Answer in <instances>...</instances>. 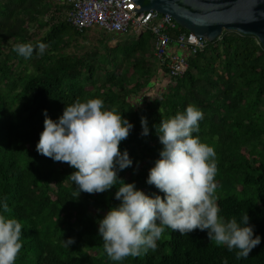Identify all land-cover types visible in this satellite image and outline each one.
I'll use <instances>...</instances> for the list:
<instances>
[{"label": "trees", "instance_id": "obj_1", "mask_svg": "<svg viewBox=\"0 0 264 264\" xmlns=\"http://www.w3.org/2000/svg\"><path fill=\"white\" fill-rule=\"evenodd\" d=\"M68 8L65 0H0V198L10 209L5 215L22 224L15 264H264L263 45L253 35L223 30L189 57L182 76L135 104L157 71L149 59L150 33L125 36L97 26L80 33L65 18ZM112 37L117 41L109 46ZM38 42L47 45L42 56L24 59L13 51L17 43ZM95 98L133 124L119 145L133 165L117 175L148 195L163 196L146 183L162 148L156 127L190 104L203 112L193 135L216 153L220 215L239 219L246 211L261 237L247 259L217 246L206 230L182 236L170 228L155 250L120 262L108 258L97 221L119 203V181L103 193L74 197L76 185L68 177L74 169L36 151L43 110L55 120L65 105ZM141 117L147 136L141 135ZM68 238L75 243L67 248L62 240Z\"/></svg>", "mask_w": 264, "mask_h": 264}, {"label": "clouds", "instance_id": "obj_2", "mask_svg": "<svg viewBox=\"0 0 264 264\" xmlns=\"http://www.w3.org/2000/svg\"><path fill=\"white\" fill-rule=\"evenodd\" d=\"M46 48L43 42L35 46L17 43L13 51L29 59L34 52L42 56ZM43 115L36 151L74 169L68 176L76 185L74 197L80 192L103 193L119 181L114 193L119 203L97 221L98 235L110 260L120 262L155 250L165 228L182 236L193 230H206L208 239L217 246H225L229 252L235 250L237 260L247 259L261 243L260 235H254L246 211L239 219L220 215L215 195L216 153L193 135L203 119V112L196 106H186L183 112L161 120L156 127L162 148L148 170L146 183L163 196L145 194L134 182L124 183L118 178L119 171L133 165L127 150L119 148L133 124L115 109L106 108L103 100L77 99L65 105L62 115L55 120L48 117L47 110H43ZM140 123L141 135H149L147 119L141 117ZM9 211L7 199L0 198V264H15L23 246L22 224L17 218L5 215ZM74 243V238L62 240L67 248Z\"/></svg>", "mask_w": 264, "mask_h": 264}, {"label": "built area", "instance_id": "obj_3", "mask_svg": "<svg viewBox=\"0 0 264 264\" xmlns=\"http://www.w3.org/2000/svg\"><path fill=\"white\" fill-rule=\"evenodd\" d=\"M65 1L69 5L65 18L80 33L95 26L110 34L136 37L149 32L157 70L153 77H162L167 84L182 76L189 57L203 52L210 42L192 31H184L172 16L154 9H133L129 0Z\"/></svg>", "mask_w": 264, "mask_h": 264}, {"label": "water", "instance_id": "obj_4", "mask_svg": "<svg viewBox=\"0 0 264 264\" xmlns=\"http://www.w3.org/2000/svg\"><path fill=\"white\" fill-rule=\"evenodd\" d=\"M137 11L157 10L203 41L223 30L255 36L264 47V0H129Z\"/></svg>", "mask_w": 264, "mask_h": 264}, {"label": "rangeland", "instance_id": "obj_5", "mask_svg": "<svg viewBox=\"0 0 264 264\" xmlns=\"http://www.w3.org/2000/svg\"><path fill=\"white\" fill-rule=\"evenodd\" d=\"M125 36H127V35H125ZM121 37H123V36H121ZM107 41H108L109 46H114L116 41H117V38L112 37V38H109ZM148 54H150V49L148 51ZM149 59L153 62L151 54H150ZM163 85H167L166 80L164 78H162V77L159 78L158 76L156 78H152L150 80L149 84L145 85V87L140 90V95L138 94V96L133 99L134 103L135 104L136 103L143 104L144 102L149 100L152 96L158 94V92L160 90H163L164 89V88H162ZM129 98H130V100H132V96H130Z\"/></svg>", "mask_w": 264, "mask_h": 264}, {"label": "crops", "instance_id": "obj_6", "mask_svg": "<svg viewBox=\"0 0 264 264\" xmlns=\"http://www.w3.org/2000/svg\"><path fill=\"white\" fill-rule=\"evenodd\" d=\"M152 78H154V77H152ZM152 78H151V79H152Z\"/></svg>", "mask_w": 264, "mask_h": 264}]
</instances>
